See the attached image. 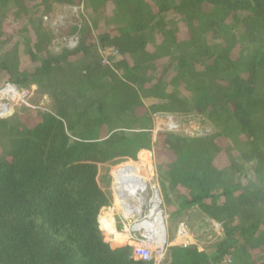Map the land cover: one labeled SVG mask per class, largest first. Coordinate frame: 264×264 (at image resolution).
<instances>
[{"label":"trees","instance_id":"obj_1","mask_svg":"<svg viewBox=\"0 0 264 264\" xmlns=\"http://www.w3.org/2000/svg\"><path fill=\"white\" fill-rule=\"evenodd\" d=\"M67 4L94 26L43 21ZM57 30L80 33L77 48L53 51ZM2 78L48 101L0 119V264H154L99 222L109 167L153 147L171 158L158 167L167 206L179 191L171 215L199 207L224 230L160 264H264V0H0ZM189 113L211 132L154 145L155 116Z\"/></svg>","mask_w":264,"mask_h":264},{"label":"built area","instance_id":"obj_2","mask_svg":"<svg viewBox=\"0 0 264 264\" xmlns=\"http://www.w3.org/2000/svg\"><path fill=\"white\" fill-rule=\"evenodd\" d=\"M78 43V37H72L68 40L67 46L73 49L78 46ZM100 51L104 56L117 54L113 49H101ZM36 90V85L24 89L13 83L4 84L0 90V119L7 120L14 117L19 113L22 106L33 109L40 108V106L36 107L31 103ZM158 119H160V122L157 124L156 132H181V122L175 116L161 115ZM118 169L121 171V176L118 179L121 182L117 186L121 187L126 195L133 194L134 199H128V201L130 205L133 202L136 203L134 205L136 208L131 213L122 214L123 217H121V213L120 215L117 213L123 226L122 232L115 233L112 224L109 223L111 218L106 216L102 218V226L111 234L109 238L111 242L125 243L132 246L135 259L160 264L169 246V231L167 229L169 215L164 206L159 181L155 180L153 176L137 175L127 177L125 173L127 170L125 171L123 165L118 166ZM136 183L139 184L137 190L134 189ZM125 202V198L120 199L122 208L125 207ZM115 209L117 210V208ZM216 227L220 228L218 224H216ZM174 239V245L179 247L187 248L192 245L193 237L187 223H178ZM228 259L226 258L225 262H229Z\"/></svg>","mask_w":264,"mask_h":264},{"label":"rangeland","instance_id":"obj_3","mask_svg":"<svg viewBox=\"0 0 264 264\" xmlns=\"http://www.w3.org/2000/svg\"><path fill=\"white\" fill-rule=\"evenodd\" d=\"M58 5L56 6V9L53 11L52 15L54 18L57 17V15H64L65 18L67 20H71V19H76L80 24H83V22H87L90 26H94V22L96 20L95 15H89L87 14V12L85 13L84 9H81L80 6H75L72 5L70 6V4L67 5ZM58 8V9H57ZM63 10V11H62ZM49 16V15H47ZM45 16V17H47ZM15 17L12 15L9 17V22L12 23V21H15ZM14 23V22H13ZM23 26V24H22ZM21 26V27H22ZM20 28V27H19ZM17 24H13V32L16 31V29H19ZM93 28V27H92ZM64 30H58L56 32L57 34V38L55 39V45L53 47V51L58 52L61 46L66 45V38L63 37V35H65ZM80 35V33H79ZM8 38V36H5V39ZM15 39L17 40V37H15ZM4 46V45H3ZM6 48H8V46L5 45ZM4 49V48H3ZM1 48V50H3ZM21 61H24L21 60ZM28 66V63H26V61L23 62L22 65L20 66ZM32 67V66H31ZM30 67V68H31ZM4 84H7L6 82H4V78L0 79V90L3 87ZM39 87H37L36 90V94L37 95L35 97L36 101H38L37 106L42 105L45 106V104L48 101V98L45 96L44 98L40 99V95L37 94L39 91ZM35 101V102H36ZM159 116L161 115H157L154 117V123L156 120V124H158L160 122ZM178 119L181 121V126H182V130L181 133L185 134V135H197L199 133H202L203 131L207 130L211 132L210 126L208 125H204L203 124V119L201 117H199L198 115H193L191 113L189 114H185V115H177ZM155 125V124H154ZM156 127V125H155ZM162 135H160L159 137H161ZM151 160H152V164L154 166V169H158L159 165L161 163H168L170 161L171 158L168 157V153H166L165 151H161L160 154L163 156L161 159L158 158V153L156 154V152H151ZM126 162H131L132 160H124ZM141 160L140 154L137 158L136 163H139ZM117 165V163L112 164L109 167V173L110 175H112V171L114 169V166ZM112 180V178H111ZM168 187V185H167ZM167 193L169 194L170 199L172 200V204L168 205L166 204V196H165V192L163 191V197H164V202H165V209L167 211L168 214L171 215L172 212H175L179 205L177 202V193H179V191L177 190V193L174 190H168V188H166ZM168 203V201H167ZM106 214V217H109V210ZM105 214V213H104ZM111 215H115L114 212L110 213ZM114 222V221H113ZM180 222H185L187 223V225L190 228V231L192 232V244L193 246L197 247L200 251L203 250H211V248L220 240L222 239L224 233L223 231L218 228H215V221L213 219H211L209 216L205 215V213L199 208V207H193L190 210H188L187 212H184L183 214H181L180 216L177 217H172L169 219V226L170 228V234L173 233V230L176 229L178 223ZM118 224V221H117ZM117 226V225H116ZM118 228V227H116ZM173 229V230H172ZM106 237V236H105ZM114 244V246H118L121 245L118 242H112ZM163 261V260H162Z\"/></svg>","mask_w":264,"mask_h":264},{"label":"clouds","instance_id":"obj_4","mask_svg":"<svg viewBox=\"0 0 264 264\" xmlns=\"http://www.w3.org/2000/svg\"><path fill=\"white\" fill-rule=\"evenodd\" d=\"M82 7L83 6H80V8L82 9ZM47 16V15H46ZM47 18V19H46ZM43 21L46 23V24H51L52 26H57V25H59V24H61V23H67V19L65 18V16L64 15H57V17L56 18H54L53 16H47V17H45L44 16V18H43ZM58 31V30H57ZM72 37H78V39H79V34L78 33H76V34H74V35H72V36H65V40H70ZM66 42V41H65ZM66 44H67V42H66ZM69 48V47H68ZM77 48V47H76ZM71 49V48H70ZM73 49H75V48H73ZM171 115V114H170ZM173 116H175L176 118H178L177 117V115H173ZM179 120V119H178ZM180 121V120H179ZM181 122V121H180ZM156 125V127H155V125ZM156 130H157V124H156V120H155V123L153 122V127L151 128V129H149L148 130V132H151V135H152V138H153V143H154V145H156V143L158 142V139L160 138L159 136L160 135H164V134H178V135H184V136H189V135H185V134H183V133H181V132H179V133H170V132H156ZM191 136V135H190ZM153 145V146H154ZM146 150V149H145ZM145 150H141L140 152H139V154L142 152V151H145ZM148 153H149V160L147 159V160H143V158H142V154H140V157H141V160L142 161H140L139 163H136V162H133V161H136V160H132L130 163L131 164H137L138 166H140V171L139 172H137L136 171V169H135V166L134 165H130V166H127L126 164L127 163H129V162H126V161H121V162H118L117 163V165H115L114 166V169H113V171H112V182H111V187H110V189H111V191H112V195H113V201H112V205L110 206V208L108 209L110 212H109V218H111V221L109 222V223H111L112 224V226H113V229H114V231H115V233H119V232H122L121 230H122V228H123V226H122V223H121V221H120V218H119V215H120V213H121V217H123L122 216V214H127V213H131L132 212V210H134L136 207L134 206V205H136V203L134 204V202L130 205L129 204V201H128V199H131V200H133L134 198V196H133V194L131 195V194H128V195H126V192H124L123 190H122V188L121 187H119V186H117L118 184L120 185V182H121V180H118L119 179V177L115 174V171H119L120 169H118V166H121V165H123V167H124V169H125V173H126V176L127 177H135V176H144V177H154V179L156 180H158L159 181V184H160V187H161V192H162V198H163V202H164V197H163V188H162V184H161V182H160V178H159V173H158V169L156 170V169H154V166H153V164H152V160H151V152H156V150H155V148L153 147L151 150H146ZM139 154H138V156H139ZM156 154H157V152H156ZM116 179H117V182H116ZM135 179V178H134ZM133 179V180H134ZM116 182V183H115ZM115 191H116V196H115ZM123 198H125L126 199V202H125V207H121V204H120V199H123ZM133 205V206H132ZM164 206H165V202H164ZM115 208H117V210L115 209ZM147 210V209H146ZM108 211H106L105 212V214H103V215H101L100 216V219H99V222H100V227H101V229L103 230V233L105 234V236H106V240H108L110 243H111V245L115 248V247H120V245H118V246H114V244L110 241V236H111V234L105 229V227L103 228V226H102V218L103 217H105L107 214ZM111 212H114L115 213V215H111L110 213ZM167 212V211H166ZM119 215H118V214ZM147 214V213H146ZM169 215V219L171 218V216L172 215H170V214H168ZM173 217V216H172ZM114 221V222H113ZM117 221H118V224H117ZM215 221V220H214ZM216 224H218L219 226H220V228H219V230L221 229L222 231H223V233H224V230H223V228H222V226L217 222V221H215V223H214V225H215V228H217L216 227ZM117 225V226H116ZM167 229H168V231H169V239H168V243H169V246H168V248H167V250L170 248V247H179V246H177V245H174V234H175V231H176V229L175 230H173V232L174 233H172V234H170V226H169V222L167 223ZM116 227H118V228H116ZM192 233V232H191ZM193 235V234H192ZM224 236V235H223ZM223 238V237H222ZM121 245H129V244H121ZM191 246H193V244L191 245ZM191 246H189V247H191ZM132 247V246H131ZM189 247H187V248H189ZM166 250V251H167ZM134 251V250H133ZM134 253V252H133ZM165 254H166V252H165ZM133 257H134V255H133ZM135 258V257H134ZM140 260V259H139Z\"/></svg>","mask_w":264,"mask_h":264},{"label":"crops","instance_id":"obj_5","mask_svg":"<svg viewBox=\"0 0 264 264\" xmlns=\"http://www.w3.org/2000/svg\"><path fill=\"white\" fill-rule=\"evenodd\" d=\"M144 152H147L146 150L145 151H142L140 154H143ZM135 168H137L139 171H140V166H138V165H135ZM138 171V172H139ZM115 174L117 175V171L115 172ZM136 185H137V183H136ZM135 185V186H136ZM135 189V188H134ZM136 190V189H135ZM174 233V232H173Z\"/></svg>","mask_w":264,"mask_h":264},{"label":"bare ground","instance_id":"obj_6","mask_svg":"<svg viewBox=\"0 0 264 264\" xmlns=\"http://www.w3.org/2000/svg\"><path fill=\"white\" fill-rule=\"evenodd\" d=\"M127 166H130L129 164H126ZM132 165V164H131ZM135 166V165H134ZM116 172V171H115ZM138 186H139V184L137 183V185L136 186H134V188L137 190V188H138Z\"/></svg>","mask_w":264,"mask_h":264}]
</instances>
